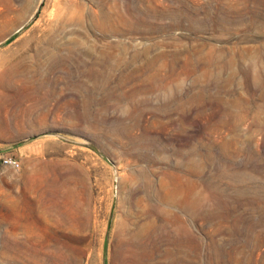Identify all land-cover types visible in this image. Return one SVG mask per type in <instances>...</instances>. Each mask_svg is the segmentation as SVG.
Listing matches in <instances>:
<instances>
[{
    "label": "rangeland",
    "instance_id": "obj_1",
    "mask_svg": "<svg viewBox=\"0 0 264 264\" xmlns=\"http://www.w3.org/2000/svg\"><path fill=\"white\" fill-rule=\"evenodd\" d=\"M0 76V264H264V0H0Z\"/></svg>",
    "mask_w": 264,
    "mask_h": 264
},
{
    "label": "built area",
    "instance_id": "obj_2",
    "mask_svg": "<svg viewBox=\"0 0 264 264\" xmlns=\"http://www.w3.org/2000/svg\"><path fill=\"white\" fill-rule=\"evenodd\" d=\"M1 162L10 166H17V161L11 157H2Z\"/></svg>",
    "mask_w": 264,
    "mask_h": 264
},
{
    "label": "bare ground",
    "instance_id": "obj_3",
    "mask_svg": "<svg viewBox=\"0 0 264 264\" xmlns=\"http://www.w3.org/2000/svg\"><path fill=\"white\" fill-rule=\"evenodd\" d=\"M50 12V11H49ZM49 15V14H48ZM50 15H52V14H50ZM29 40V39H28ZM17 44V43H16ZM18 46V45H17ZM21 51V50H20ZM19 51V52H20ZM30 53V52H29ZM17 54V53H16ZM33 54V53H32ZM17 56V55H16ZM12 57V56H11ZM19 58V57H18ZM11 59V58H10ZM16 60V59H15ZM19 61H21V60H19ZM18 61V62H19ZM12 67V66H11ZM8 69V68H7ZM9 71V70H8ZM2 81H4V78H2V76H0V83L2 82ZM2 83H4V82H2ZM8 87V86H7ZM9 89V88H8ZM3 95V94H2ZM6 95H3V96H1L0 95V103L2 104V103H4V102H6ZM41 119V118H40Z\"/></svg>",
    "mask_w": 264,
    "mask_h": 264
}]
</instances>
